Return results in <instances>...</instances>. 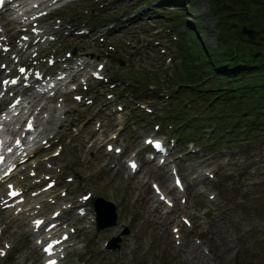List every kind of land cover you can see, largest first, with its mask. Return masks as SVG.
Listing matches in <instances>:
<instances>
[{
  "label": "rangeland",
  "instance_id": "1",
  "mask_svg": "<svg viewBox=\"0 0 264 264\" xmlns=\"http://www.w3.org/2000/svg\"><path fill=\"white\" fill-rule=\"evenodd\" d=\"M221 1L223 0H193L186 10L180 12L176 10V12L175 10H168L169 8L166 7L167 9L162 10L165 12L161 14L155 12L149 14L148 8L147 19L151 20V23L155 22L156 19H164L166 23H171V14L178 13L179 17L186 23L187 30L195 32L203 47L210 51L213 57L218 60L217 62H225L229 58L231 51L234 52L236 47L237 49L240 48V51L244 48L247 49L245 56L250 55L253 47L261 49L263 53L264 0H224L228 4L226 7L229 8L227 10L228 13L225 12L224 14L217 8L218 5H222ZM92 3L95 4L91 6L94 9H102L105 13H111L109 11L113 9L118 10V12L130 10L133 2L132 0H102ZM100 4H103L102 8H99ZM152 5L154 6L155 3H152ZM84 8V4L80 5V9ZM86 17V14L80 13L78 19L71 17V20H79V18L83 19ZM137 19L133 21V25L138 21ZM88 23L92 24L93 21L89 20ZM176 23L181 24V21L177 19ZM244 24L259 30V34L253 37L254 40H251L254 42L253 44L248 43L249 40L246 35L240 32V28ZM171 27L172 25L169 24V28ZM135 30L140 37H145L146 34L148 37L146 45H141L138 50L135 49L136 52L133 55L135 56V65L141 70L146 69L153 76H161L165 79L164 62L162 63L160 60L157 51L158 47H153L149 38L152 37L149 34L151 30L144 29L141 26H138ZM177 32L179 35L182 30L178 29ZM183 33L184 35L187 34V36L190 34L184 30ZM167 35L166 38L171 39L172 33ZM222 35L227 37V40L224 41L223 37H221ZM72 39L73 37H69L60 46L70 43ZM153 39L157 38L154 37ZM86 44L91 43L83 40V45ZM90 47L97 51L100 49L96 44H92ZM174 47L169 52L173 54L172 56L176 62L179 60V56H174V53H177ZM216 47L215 51H211ZM262 53L260 52L259 55L261 56ZM235 74L239 77L238 73ZM208 81L211 83L219 82L214 74H210L205 80L198 79L196 87L205 88L212 85L208 84ZM161 87L164 89L165 85ZM142 90L146 89L143 88ZM200 92L204 93V91ZM136 93L145 97V92L139 93L137 91ZM146 99L152 100L150 96ZM200 104L201 102H196L191 103L190 106H184L181 103H175V107L171 111L175 117L171 120V124L176 128L175 134L177 137H182V129L178 126L189 122L190 126L186 127L184 135L189 138L190 133L192 137L196 138L197 144L205 145L213 138L208 140L199 139L200 128L205 124L206 117L211 112L205 110L203 113H199ZM241 104L243 106L248 105L247 100L243 99ZM91 111L93 109L90 106H86V109L82 110L84 116ZM220 114L224 118L236 120L235 118L238 117L239 111L234 106H230ZM196 115L199 118L193 119ZM99 116L102 117V115ZM207 122L213 124L214 119H208ZM254 132V130L249 128L242 130L235 127L226 134V137L230 140H238L244 135H248V138H251ZM258 140L260 141L258 142ZM73 145L77 155L74 156L71 167L74 170H79L80 173L83 170H95L96 175L85 181L84 184L89 185L90 183L94 188H102L104 185L98 187V184L109 181L113 174H107L102 167L97 169L98 158L84 161L83 158H88V148H84L79 144L78 140L75 139ZM240 158H246L244 164L239 168L229 166L230 169H233V172L232 174H226L224 180L223 175H225L226 170L219 168L218 175L221 183L213 185V189H218V195L213 200H209L205 193L194 192L191 180L186 174L185 181L188 185L187 205L183 210L190 215L192 225L184 227L180 231L182 236L180 244L176 243L171 232V224L175 222L173 219V214H176L175 209L169 215L162 214L159 209L149 211L148 206L150 207L151 200L147 198L146 201L145 192L140 194L138 200L133 202L132 198L134 196L132 194L135 190H133L134 188L131 184L127 186L131 188L126 191L123 190V192L120 190L109 191L113 186L106 185L105 188H102L104 192H107L104 194H107L112 199L117 191L119 193L122 192L124 195L123 201L128 204V209L126 210L130 211L122 212L120 208L118 210V212L121 211L119 224L116 227L104 229L92 237L87 245L89 252L93 253L91 259L88 260V264H106L107 262L108 264H264V136L257 138L255 143L249 144L242 151ZM101 160L102 164L106 159L101 158ZM212 162L217 165L216 160ZM202 165L200 163L199 167ZM114 179L115 181L124 182L120 180V177ZM81 180L83 181V179ZM120 201H122V198H120ZM176 205L182 204L176 201ZM123 206L124 204L121 203V207ZM160 206L164 207L163 204H160ZM178 211H181V209H178ZM130 212L133 213L136 219V223L132 224V237L136 235L140 237L134 239L131 244L124 242L123 248L119 250L112 252L101 251L100 248L103 246L104 241L116 234L124 224L128 223ZM130 226L131 223L129 224ZM195 240L201 242V245L195 244ZM134 244L139 245V247L138 249L135 248L134 254L130 257L127 252L130 246H134ZM26 260L32 262L31 264H38V261L34 260L33 257Z\"/></svg>",
  "mask_w": 264,
  "mask_h": 264
},
{
  "label": "snow or ice",
  "instance_id": "2",
  "mask_svg": "<svg viewBox=\"0 0 264 264\" xmlns=\"http://www.w3.org/2000/svg\"><path fill=\"white\" fill-rule=\"evenodd\" d=\"M0 67H3V66L0 65ZM20 71H21V73H23L25 70H24V69H20ZM94 75H96V74L94 73ZM17 82H18L17 80H11V81L5 80L3 83L7 85V84H9V83H11V84H16ZM76 99H80V97H76ZM29 128H31V124H29ZM146 142L149 143V144H152V143H153V141H151V140H148V141H146ZM156 147H157V148H160V147H161V145H160L159 142H156ZM109 150H111V146H109ZM116 151L118 152V151H120V149L117 148ZM2 161H3V158L0 157V162H2ZM132 167L135 168V164H133ZM177 184H180V181H177ZM8 187H9V188H12V185L9 184ZM9 195H11V196H16V195H19V193H18V192H9ZM57 215H58V214H57ZM42 223H43V222H42V221H39V220L35 221V224H36L37 227H39ZM53 227H54V226H53ZM64 239H67V237L65 236ZM38 242H39V241H38ZM57 243H59V241H57ZM44 251H45L46 253H48L49 255H51V254H52V246L49 245V246L45 247V248H44ZM0 255H3V253L0 252ZM48 264H57V262H56L55 260H49V261H48Z\"/></svg>",
  "mask_w": 264,
  "mask_h": 264
},
{
  "label": "trees",
  "instance_id": "3",
  "mask_svg": "<svg viewBox=\"0 0 264 264\" xmlns=\"http://www.w3.org/2000/svg\"><path fill=\"white\" fill-rule=\"evenodd\" d=\"M180 1H183V0H180ZM221 2H222V5L221 6L219 5V11L225 12L226 10H229V8L226 7L228 4L225 1H221ZM253 53L254 54L251 55V57L254 56L253 59H252V62L256 64L255 66H257L258 69H263L264 70V61L262 62L261 58H257L256 59V57H258V53H255V51ZM259 60L262 63H259V65H257L258 63H256V61H259ZM242 62H243V60H242ZM246 62H247V64L249 63V61H247V59H246ZM246 62L244 61V63H246ZM252 66H254V65H252ZM238 67H241V68L238 69L239 71L248 70L247 67H244L243 65H241V66L239 65ZM250 68H252V67H250Z\"/></svg>",
  "mask_w": 264,
  "mask_h": 264
},
{
  "label": "bare ground",
  "instance_id": "4",
  "mask_svg": "<svg viewBox=\"0 0 264 264\" xmlns=\"http://www.w3.org/2000/svg\"><path fill=\"white\" fill-rule=\"evenodd\" d=\"M18 53L19 54H22L23 52L21 50H18ZM1 72V71H0ZM20 185L22 186H27V187H33L34 185L31 183V180L30 181H25L24 183H20ZM42 197H39V200L41 199Z\"/></svg>",
  "mask_w": 264,
  "mask_h": 264
},
{
  "label": "water",
  "instance_id": "5",
  "mask_svg": "<svg viewBox=\"0 0 264 264\" xmlns=\"http://www.w3.org/2000/svg\"><path fill=\"white\" fill-rule=\"evenodd\" d=\"M242 31L248 33L250 37H253V31L251 29L243 27Z\"/></svg>",
  "mask_w": 264,
  "mask_h": 264
}]
</instances>
